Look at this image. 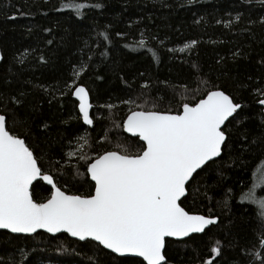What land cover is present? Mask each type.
Returning a JSON list of instances; mask_svg holds the SVG:
<instances>
[{
  "label": "trees",
  "instance_id": "1",
  "mask_svg": "<svg viewBox=\"0 0 264 264\" xmlns=\"http://www.w3.org/2000/svg\"><path fill=\"white\" fill-rule=\"evenodd\" d=\"M67 2L69 0H0V54L4 56L0 60V93L6 98L18 91H28L27 103L39 108L33 114L29 142L38 153H46L41 163L47 168L49 160L59 159L69 147L82 148L89 155L93 149L114 150L117 144L136 151L142 142L138 137L127 135L121 127L129 110L138 109L139 105L148 108L152 104L161 110L175 109L176 101L185 95V85L189 89L187 99L192 100L190 90L197 87L198 77L193 76L186 61L198 63L203 77L250 105L243 113L248 117L243 127L228 125L233 133L229 141L230 154L239 160L233 167L228 155L224 156L228 170L221 185L232 188L236 196L230 209L217 206L216 201L221 199L219 194L211 203L199 198L194 201L191 196L184 200L182 206L190 211L208 214L211 208L219 222L204 233L184 239L183 243L168 239L166 255L170 264H199L212 258L210 250L219 241L222 251L215 257L214 264H249L253 257L241 250L260 251L259 236L264 233V225L258 220L254 207L241 201L239 196L251 184L253 171L264 166V139L242 153L238 133L246 129L249 139L262 138L264 126L260 124L259 107L251 106L250 90H241L238 85L251 83L248 77L264 82V64L259 63L264 58V25L247 24L248 19L258 21L264 16V4L257 0H252L251 4L247 0H103V9L76 17L73 9H61V3ZM76 2L91 3L92 0ZM17 10L26 14L9 19ZM236 12L243 13L242 22L234 21ZM197 19L199 23L195 22ZM229 19H233L234 27L216 23V20ZM108 26L112 33H129L128 38H113L112 43L97 38L96 34ZM245 28H251V33L244 31ZM141 31L146 37L157 36L156 40H149L148 47L156 49L158 61L145 49L134 51L124 46L136 44ZM190 39L199 41L193 52L168 51L178 49ZM161 40L163 45L159 43ZM236 48L248 55L233 61L230 52ZM25 49L29 51L24 53V62L20 63V53ZM41 55L46 63L39 60ZM220 57L225 59L218 64ZM81 63L89 67L78 82L90 89L92 103L96 106L93 112L98 116L102 114V119L92 127L78 130L77 122L69 116L70 112L75 115V99H65L62 108L56 100L49 104L51 96L38 86L63 87L72 75L73 65ZM145 82L148 86L142 88ZM126 100H134L135 104L122 103ZM107 104L114 107H103ZM17 111L23 115L26 109ZM41 121L47 122L49 127H38ZM85 128L89 134L88 145L77 143L75 139L69 145L68 138L83 135ZM15 130L22 134L23 126L18 125ZM105 136L107 142L102 140ZM72 163H77L75 158ZM197 180L214 185L217 175L215 171H205ZM79 191H87V185ZM33 192L34 198L42 200L48 195V186L45 182H35ZM21 249L28 253L27 261L21 257ZM89 258L98 260L99 264H142L141 259L114 256L108 250L97 254L94 242L79 241L66 233L51 235L39 231L33 235H18L0 230V264H89Z\"/></svg>",
  "mask_w": 264,
  "mask_h": 264
},
{
  "label": "snow or ice",
  "instance_id": "2",
  "mask_svg": "<svg viewBox=\"0 0 264 264\" xmlns=\"http://www.w3.org/2000/svg\"><path fill=\"white\" fill-rule=\"evenodd\" d=\"M247 2L251 4L252 0ZM257 2L264 4V0ZM104 7L103 0H92L91 3L69 0L61 3V9H73L76 17H84L86 12ZM25 14L17 10L8 18ZM200 19L195 22L199 23ZM243 20V13L236 12L234 21ZM216 23L234 27L233 19L216 20ZM257 23L264 25V16L259 17L258 21L247 20L248 25ZM110 28L108 26L103 32H98L97 38L102 37L108 43H112L113 38H128L129 33H112ZM244 31L251 33V28ZM140 37L136 44L124 46L134 51L145 49L154 61H158L156 49L148 47L149 40H156L157 36L146 37L141 31ZM159 43L163 45L164 41ZM198 44L197 39H190L178 49L169 48L168 51L193 52ZM28 51L25 49L20 53L18 62H24V53ZM88 51L91 52V49ZM247 55L241 48L230 52L233 61ZM3 59V54H0V60ZM88 59L91 60V56ZM224 59L220 57L217 63H222ZM39 60L46 63L43 55L39 56ZM186 62L193 76L198 77L197 87L190 90L194 97L192 100L187 99L189 89L185 85V95L176 101L175 109L161 110L156 104L148 108L139 105L138 110H129L123 120L121 127L142 142L136 151L131 152L124 145L117 144L114 150L93 149L89 155L82 148L69 147L59 159L49 160L47 168L41 163L46 153H38L29 142L33 114L39 111L36 105L27 103L30 93L18 91L6 98L0 93V229L18 234H32L41 229L53 234L63 231L79 241L94 242L97 254L108 250L114 256L140 257L142 264H170L166 255L168 238L183 243L184 238H190L191 234L204 233L209 226L217 224L219 217L211 208L208 214H203L187 210L182 203L189 196L194 201L199 198L211 203L219 194L221 199L216 201L217 206L230 209L236 193L232 188L221 185L228 170L224 156L228 155L233 167L237 165L239 157L234 158L230 154L229 141L233 133L228 125L243 127L248 119L243 113L250 105L203 77L201 65L191 60ZM259 63L264 64V58ZM88 67L87 63L73 65L72 75L63 87L38 86L51 96L49 104L56 100L61 108L65 99L75 98V115L70 112L69 116L77 122L78 130L84 126L92 127L102 119V114L98 116L93 112L96 106L91 102L90 89L78 82ZM248 80L251 83H241L238 87L250 90L251 106L259 107L260 124L264 126V82H260L259 78L252 81L251 77ZM147 86L145 82L141 87ZM122 103L135 104V101ZM103 107L112 109L114 106L107 104ZM17 109L26 111L21 115ZM18 125L23 126L22 134L15 130ZM38 127L47 129L49 125L41 121ZM238 135L242 153L264 139H249L246 129ZM68 139L69 145L75 139L86 146L88 130L85 128L83 135ZM102 140L107 142V136ZM73 158L77 163H72ZM81 167L84 168L83 172L80 171ZM205 171L216 172L214 185L197 180V176ZM34 182H46V198H34ZM85 185L87 191H79ZM246 187L239 199L254 207L258 220L264 225V195L260 194L264 192V166L253 171L252 182ZM259 241L260 251L241 250L253 257L249 264L254 261L264 264V233L260 234ZM210 251L212 258L199 264H214L215 257L222 251L221 243L217 241ZM20 254L27 261L28 253L24 249L20 250ZM89 264H99V261L89 258Z\"/></svg>",
  "mask_w": 264,
  "mask_h": 264
},
{
  "label": "water",
  "instance_id": "3",
  "mask_svg": "<svg viewBox=\"0 0 264 264\" xmlns=\"http://www.w3.org/2000/svg\"><path fill=\"white\" fill-rule=\"evenodd\" d=\"M74 98V97H73ZM75 99V98H74ZM91 102H92V100H91ZM94 105V104H93ZM135 110H138V109H135ZM124 131H125V133L127 134V135H129V136H132V137H134L131 133H128L125 129H124ZM35 183V182H34ZM46 183V182H45ZM210 227V226H209ZM208 227V228H209ZM0 230H4V229H0ZM4 231H8V230H4ZM39 231H43V232H46V233H48L46 230H43V229H41V230H38L37 232H39ZM9 232V231H8ZM36 232V233H37ZM59 233H66V232H59ZM59 233H49V234H51V235H57V234H59ZM13 234H18V233H13ZM33 234H35V233H32V234H18V235H33ZM67 235H69L70 237H71V235L69 234V233H66ZM193 234H201V233H193ZM193 234H191V235H193ZM71 238H73V239H77V238H74V237H71ZM168 239H172V240H175V238H168ZM167 239V240H168ZM184 239H186V238H184ZM78 240V239H77ZM166 240V241H167ZM125 257H132V258H138V259H141L142 260V258H140V257H135V256H125Z\"/></svg>",
  "mask_w": 264,
  "mask_h": 264
},
{
  "label": "rangeland",
  "instance_id": "4",
  "mask_svg": "<svg viewBox=\"0 0 264 264\" xmlns=\"http://www.w3.org/2000/svg\"><path fill=\"white\" fill-rule=\"evenodd\" d=\"M114 124H116V123H114Z\"/></svg>",
  "mask_w": 264,
  "mask_h": 264
}]
</instances>
